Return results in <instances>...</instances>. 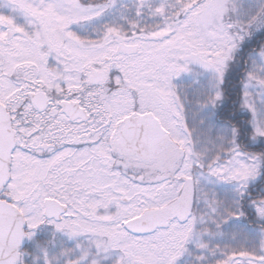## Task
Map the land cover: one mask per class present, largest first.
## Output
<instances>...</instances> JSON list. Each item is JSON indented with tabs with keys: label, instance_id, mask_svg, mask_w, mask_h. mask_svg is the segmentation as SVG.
<instances>
[{
	"label": "snow or ice",
	"instance_id": "obj_1",
	"mask_svg": "<svg viewBox=\"0 0 264 264\" xmlns=\"http://www.w3.org/2000/svg\"><path fill=\"white\" fill-rule=\"evenodd\" d=\"M0 264H264V0H0Z\"/></svg>",
	"mask_w": 264,
	"mask_h": 264
}]
</instances>
